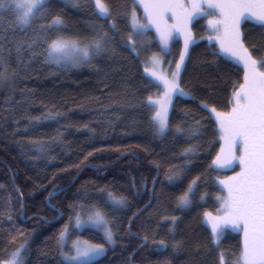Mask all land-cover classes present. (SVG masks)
<instances>
[{"label": "trees", "instance_id": "trees-1", "mask_svg": "<svg viewBox=\"0 0 264 264\" xmlns=\"http://www.w3.org/2000/svg\"><path fill=\"white\" fill-rule=\"evenodd\" d=\"M105 2L115 30L96 17L93 0H51L47 18L24 28L11 13L0 12L5 61L0 73L6 76L0 80V259L23 244L24 264H67L60 256L59 234L77 212L83 215L95 205L109 221L114 245L91 264H221V254L225 264H232L240 233L229 225L214 244L203 213L219 207L218 179L233 172L209 167L220 148L210 107L230 108L241 68L204 39L203 20L193 23L195 43L180 77L191 95L174 96L169 127L158 135L145 105L161 88L149 82L145 62L163 54L173 65L182 42L175 37L172 51L162 52L151 28L133 52L127 40L133 0ZM53 15L63 18L64 32L72 37H91L94 29L108 32L107 51L78 67L47 60ZM242 30L250 51L255 45L253 54H264L259 26L246 22ZM193 121H199V131L189 136ZM189 145L195 151L186 155ZM179 168H184L181 175L169 181L167 175ZM194 177L192 203L179 207L177 198ZM110 193L125 198V205L115 207ZM75 235L106 245L94 229ZM173 241L181 242L178 250Z\"/></svg>", "mask_w": 264, "mask_h": 264}, {"label": "snow or ice", "instance_id": "snow-or-ice-1", "mask_svg": "<svg viewBox=\"0 0 264 264\" xmlns=\"http://www.w3.org/2000/svg\"><path fill=\"white\" fill-rule=\"evenodd\" d=\"M50 3L51 0H0V12L11 13L17 25L24 28L37 20L46 19ZM93 3L98 19L108 20L113 15L105 0H93ZM137 4L143 8L142 17L137 16ZM199 18H207L206 31L214 34L207 39H215L219 45V53L243 67L242 80L233 85L228 99L230 108L220 111L211 106L209 113L215 117L221 141L220 149L209 167H231L234 161H238L239 171L219 180L224 195L217 196L220 202V207L216 209L217 215L214 216L209 211H205L203 215L206 223L211 226L215 241L220 240L229 225L242 229L239 255L232 264H264V54L254 55L256 46L252 45L250 51L241 31V23L251 21L259 26L264 35V0H133L127 15L131 27L127 36L128 46L136 52L137 41L143 45V38L151 28L155 29L159 37L162 52L172 51L171 42L177 35L183 38V47L179 51V58L174 61V69L161 68L156 54L145 62L150 65L144 68L149 82L163 89L155 100L149 96L145 107L151 112L150 122L154 131L158 135H164L169 127L168 108L173 97L191 95L181 87L180 77L186 58L191 56L190 47L195 43L192 24ZM108 23L110 28L116 29L114 20H108ZM47 27L48 31L54 32V36L45 41L46 59L65 66L90 64L94 57L107 51L106 45L112 42L108 32L95 29V34L91 37L67 35L60 15L51 16ZM136 54L139 56V52ZM172 62L169 61V64ZM3 63L5 61L0 57V64ZM2 79H6L4 73H0V80ZM204 107L209 108L207 105ZM193 123L196 127L187 130L189 136L199 131V121ZM176 131L185 130L177 127ZM194 151L195 148L191 145L183 149L186 155ZM183 171L184 168L176 169L167 175L168 180L178 178ZM197 179L194 177L177 198L179 207L191 205V194ZM55 194L49 193V197ZM109 196L115 207L125 205V198L113 197L111 193ZM81 208L83 210V206ZM85 214L86 219H82L81 212L76 213V227L90 224L102 228L106 242L114 243L113 232L108 226L105 213L93 205ZM175 219L172 218L173 221ZM67 229L68 226L65 225V230L60 232L61 241L65 239ZM160 243L165 246L164 241ZM180 246V241H173V250H178ZM73 248L75 255L63 253L67 264H91L95 257L105 251L104 244L81 241L79 237L73 241ZM23 251L24 245L20 244L8 254L7 259H0V264H24ZM220 262L225 264L223 254L220 255Z\"/></svg>", "mask_w": 264, "mask_h": 264}, {"label": "rangeland", "instance_id": "rangeland-1", "mask_svg": "<svg viewBox=\"0 0 264 264\" xmlns=\"http://www.w3.org/2000/svg\"><path fill=\"white\" fill-rule=\"evenodd\" d=\"M94 4V3H93ZM136 13H137V16L138 17H140V15H139V13L136 11ZM207 19V18H206ZM169 22H171V21H169ZM205 22H206V20H205ZM209 35H213L214 36V34L213 33H211V32H207V34H206V36L204 37L209 43H214L215 45H216V47H217V49H218V52H219V45H218V43L215 41V39H213L212 41H209L208 39H207V37L209 36ZM157 37H158V35H157ZM177 38H179L180 39V41L182 42V47H183V38L181 37V36H179V35H177ZM158 40H159V37H158ZM160 42V41H159ZM161 47H162V45H161ZM222 55V54H221ZM158 57H159V59H160V67L161 68H163V69H165V70H170V69H174L175 68V63L173 64V65H169V63H167V62H165V56L163 55V54H159V55H157ZM225 58H227L228 60H230V61H232V62H234L235 64H237L234 60H232L230 57H226V56H224ZM238 66H240V67H242V65H240V64H237ZM170 67V68H169ZM243 68V67H242ZM242 77H243V75H242ZM162 91H163V89L161 88V93H162ZM185 97V96H184ZM157 98V96L156 97H154L153 99L155 100ZM174 98V97H173ZM172 104V103H171ZM171 104L169 105V108H168V115H169V111H170V108H171ZM218 134H219V130H218ZM220 143H221V141H220ZM220 149V148H219ZM239 153H237V155H238ZM214 168H216V169H218V170H221V171H224V172H226V171H231L232 169H233V172H230L229 173V175H227V176H232L233 175V173L234 172H236V171H239V165H238V161H234L233 162V165L231 166V167H215L214 166ZM227 176H221L219 179H218V181L220 180V179H224L225 177H227ZM221 185V184H220ZM221 188H222V190H223V186L221 185ZM222 195H224V191H223V194ZM219 207H220V202H219ZM218 207V208H219ZM217 208V209H218ZM86 213V212H85ZM83 214V215H81V218L82 219H86V214ZM214 216L215 215H217V212L215 211V212H211ZM204 220H205V217H204ZM205 222H206V220H205ZM206 225L208 226V228H209V230H210V232H211V226H210V224H208V223H206ZM68 226V229H67V233H66V237H65V239L63 240V241H61V238H60V235H59V244H60V256H61V258H62V260L65 262V263H67V261L65 260V257H64V255H63V253H68L69 255H75V249L73 248V241L74 240H76L77 239V237H79V239L81 240V241H84L85 239H83V238H81L80 236H77V235H75V233H79V232H81L82 230H84V229H94V230H96V231H99L101 234H102V236L104 237V232H103V229L102 228H97V227H95L94 225H90V224H87V225H83L82 227H80V228H77L76 227V217L73 219V223H71V224H69V225H67ZM108 226H109V224H108ZM229 228H231V229H233L234 231H237V232H239L240 233V237L242 238V229H239V228H233L231 225H230V227ZM65 230V226L63 227V229L61 230V231H64ZM211 235H212V233H211ZM213 238V237H212ZM105 242H106V240H105ZM213 242H214V244H217V242L218 241H215L214 239H213ZM113 245H114V243H111V244H109V243H107L106 242V245H104V247H105V251H104V253L102 254V255H104L105 253H106V251L108 250V249H110V248H112L113 247ZM102 255H100V256H98V257H95L93 260H95V259H97V258H99V257H101ZM238 257V256H237ZM236 257V258H237ZM235 258V259H236ZM92 260V261H93Z\"/></svg>", "mask_w": 264, "mask_h": 264}, {"label": "flooded vegetation", "instance_id": "flooded-vegetation-1", "mask_svg": "<svg viewBox=\"0 0 264 264\" xmlns=\"http://www.w3.org/2000/svg\"><path fill=\"white\" fill-rule=\"evenodd\" d=\"M137 9L140 11V13H139V15H140V17H142L143 15H144V13H143V8H142V6H140L139 4H137ZM199 20H203L204 21V24H205V26H206V22H205V20H206V18H199L198 20H194L193 21V23H195V22H197V21H199ZM246 22H251V21H243L242 23H241V31H242V34H243V30H242V28H243V24L244 23H246ZM252 23V22H251ZM193 25V24H192ZM208 32V31H207ZM192 35H193V31H192ZM177 37V36H176ZM193 38H194V35H193ZM205 39V38H204ZM240 67V66H239ZM241 68V71H242V73H241V75H243V68L242 67H240Z\"/></svg>", "mask_w": 264, "mask_h": 264}]
</instances>
